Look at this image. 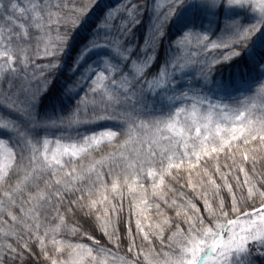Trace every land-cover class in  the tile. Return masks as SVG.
Wrapping results in <instances>:
<instances>
[{"label":"snow or ice","instance_id":"snow-or-ice-1","mask_svg":"<svg viewBox=\"0 0 264 264\" xmlns=\"http://www.w3.org/2000/svg\"><path fill=\"white\" fill-rule=\"evenodd\" d=\"M94 3L95 0H87L82 5L77 0H23L20 6L16 0H0V78L11 85L21 72L27 71L30 57L25 41L32 38L30 28L39 34L36 54L61 55L67 44L66 31L61 33V28L76 26ZM122 3V10L105 9L103 24L95 26L104 29L106 40L88 37L77 56L79 60L89 52L96 53L94 62L85 66L79 79L87 80L89 91L94 94L93 118L114 121L115 128L105 127L65 142L43 135L33 137L26 129L18 127L20 122L12 117L0 119V237L11 241L4 244L3 250L14 254L13 258L20 257L21 253L13 244L24 239V232L29 239L32 236L39 239L43 250L44 238L39 234L41 210L52 205L53 199L62 202L65 192L81 193L72 203L84 201L82 207L87 214L102 213L96 215V220L109 242L115 243L116 233L109 228L114 227L112 215L118 211L126 193L135 205L136 228L143 233L142 240L148 243V250L136 251L133 240L128 248L133 259L128 260L106 246L95 247L100 242L92 236L88 237L92 245L58 240L56 234L64 225V217L58 214L59 222L43 233L44 237L52 233L51 242L57 246L53 257L45 253L51 264H108L109 260L111 264H141V257L143 264H255L252 255L257 249L264 257V181L257 183L243 166H239V171L244 173L242 186L245 188L241 198L259 200L258 206L241 213L232 185L223 174L225 186L232 193L229 210L225 211L222 199L215 208L204 199L208 216L222 217L226 224L218 220L206 223L195 204L189 201L186 206L177 205L176 200H172L171 205L178 209L176 216L183 214L187 227L177 224L165 244L164 228L172 221L166 217L154 225L157 231L150 235L144 231L139 217L153 206L159 209V204H149L145 181L149 182L151 195L164 200L160 193L166 187L165 177L175 178L173 170L186 167L191 179V169L205 158H218L225 150L245 148L240 153L242 159L251 158L255 166L256 153L264 149V76L250 82L253 95L237 97L228 92L234 85L223 81L214 83L215 90L222 94L209 95L203 91L204 86L190 87L183 80L185 75H193L189 65L196 61L181 63L170 57L149 80L145 73L152 66L153 51L142 50L140 56L132 59L134 53L127 46L121 47L120 42L144 15H148L154 37L163 40L166 26L169 32L171 28H178L171 41L178 51L193 44L202 45L201 51L205 52L231 48L220 58L228 60L241 54L238 49H246L248 70L264 74V0H166L163 9L158 7V0H152L151 5L146 0H122ZM17 12L27 23H17ZM213 36L216 40L211 39ZM77 60L73 61V70L80 67ZM216 62L213 60L208 67ZM48 67L57 65L52 62ZM204 80L207 84L210 77L205 76ZM47 83V80L34 86L22 83L16 91L10 87L7 94L0 92V110L7 107L24 116L38 113L43 106L42 97L48 95L44 88ZM71 88L65 85L63 89L68 99H79V95L72 96ZM146 91L159 107L143 113ZM56 122L53 117L44 120L37 117L36 120L39 124ZM59 122L65 121L60 119ZM82 122L78 105L67 117V123ZM13 135L21 142L20 153L9 146ZM121 135L124 138L118 140ZM249 145L252 147H247ZM102 146L112 147L113 151L95 159L93 153L99 152ZM216 171L220 172L219 166ZM203 175L208 177L207 183L219 189L206 170ZM10 176L17 177L15 183L9 182ZM105 176L109 178L107 182ZM93 196L96 198L92 199ZM117 198L118 203L113 204L112 200ZM229 211L237 215L228 218ZM72 231L76 232L77 228ZM152 236L158 238L166 250L156 252L151 247ZM27 247V244L22 245L23 249ZM61 252L66 255L57 258L56 254Z\"/></svg>","mask_w":264,"mask_h":264},{"label":"trees","instance_id":"trees-1","mask_svg":"<svg viewBox=\"0 0 264 264\" xmlns=\"http://www.w3.org/2000/svg\"><path fill=\"white\" fill-rule=\"evenodd\" d=\"M18 5L22 6L23 0H16ZM165 4L160 9L166 7ZM78 4H86L87 0H77ZM122 0H95V3L90 6L88 13L81 17V21L76 25H67L61 28V33L66 31L67 44L66 50L61 55L55 57H46L42 53H37V36L39 35L35 29H29V35L32 37L30 40L25 41V46L28 49L29 66L26 72H21L19 77L13 79L12 84L9 85L5 78H0V92L7 94L8 89L11 87L13 91L20 86L22 83H29L31 85L41 84L47 80L48 83L44 85L47 96H43V106L39 109V112H33L31 116L18 115L16 111H9L7 107L0 110V119L12 117L14 120L19 121L18 127L26 129L29 134L33 137L40 135L67 141L69 138L76 139L81 135L88 132H94L98 129L105 127L115 128V122L111 120H96L93 118V109L96 107L94 101V94L89 91V83L87 80H80L79 74L85 71V66L93 61L95 52H89V55L82 61L77 60L78 53L87 43V38L95 36L99 29L94 33L97 25L103 21L102 12L105 9L119 7ZM148 5L152 4V0H146ZM17 23H27L23 18L22 14L16 13ZM115 31V29H113ZM112 30V31H113ZM163 40L159 36H153L151 30V23L148 15H144L141 22L135 25L131 32L126 38L121 40V47L127 46L129 51L134 53L132 59H136L141 55L142 50L153 51V63L150 69L145 73L147 78L151 80L156 76L158 71L161 69V65L164 64L166 59L175 57L179 62L183 63L188 60L196 61L189 65V70L193 75H185L183 80L190 87L204 86L203 91L206 93L210 92L209 89H214V83L223 81L225 84L234 85L228 89L229 93L239 96H250L254 94V88L250 82H254L257 79L264 76L262 73L255 71H249L246 67V49H238L240 51L239 56L232 57L228 60L220 59L226 53L230 52L231 48H219L210 49L208 51H201V46L193 47L190 50H180L172 47L171 41L175 38L178 28H169L166 26ZM218 34V33H217ZM216 39V36L211 37ZM42 47V45H41ZM77 60L80 64L78 69L73 70V61ZM213 60L216 63L208 64ZM55 62L57 67H48L50 63ZM33 76L36 78L33 79ZM210 77V81L205 82L204 77ZM246 81V82H242ZM65 85H71L72 96L79 99L70 101L67 93L63 91ZM206 85V86H205ZM255 87H258L256 85ZM238 89L244 91H237ZM33 91L35 88L33 87ZM2 103V101H0ZM79 105L80 119L83 121L79 124H68L67 117L72 113L74 109ZM159 107L158 103L154 101L146 91L144 93V103L142 106V112H152L155 108ZM135 114V113H134ZM37 117L41 120L47 117H53L57 120L56 123L51 124H39L36 123ZM64 119V123H60L59 120ZM6 136L7 133H4ZM123 135L118 137V140H122ZM9 146L14 147L17 153L21 152V146L19 138L13 135L12 139L8 141ZM247 147H252L251 145ZM245 148L232 149L231 151L225 150L220 153L218 158H205L195 168L191 169V179L189 178V171L186 167H182L179 170H173V177H165V185L161 191L164 200L169 201L165 203L164 200L159 199L158 196L151 195V188L149 182L145 181V188L148 189L149 193V204H159V209L151 207L148 211L140 216L139 219L141 224L144 226V231L149 232L150 235L153 231H157L154 225L163 221L166 217L169 218L172 223L170 226H165L163 232V239L165 244L168 242L169 237L173 232L176 231V225L186 228L187 225L183 223V214L180 217L176 216L177 207L171 205L172 200H176L177 205H187L190 201L200 209V214L205 217L206 223L217 221L221 224H226V220L222 217H209L205 211L204 199L206 198L213 207H217L219 201L222 199L224 202V209L228 211L231 206L232 193H229L225 186V180L222 178L226 176L227 183L232 185L233 193L236 194L238 203L240 204V211L248 212L252 211L254 207L258 206L260 201L253 199L249 201L243 200L241 197L244 195L245 188L243 185L244 173L239 171V166H243L245 171L249 173L257 183L264 181V149L256 153L257 160L253 167L251 158L248 161H244L240 155ZM113 148L108 146H102L99 152L93 153L95 159H99L102 155H107L112 152ZM234 154V156H233ZM18 163L20 162L19 155L17 156ZM26 163V162H25ZM227 165V167H225ZM219 166L220 172L216 171V167ZM23 167V165H22ZM207 171L215 181L216 185H219V189H216L213 185L207 183L208 177L203 175L204 171ZM196 173H201L197 176ZM23 173L21 172L20 175ZM239 178V181L237 180ZM17 177L10 176V183H15ZM109 178L105 176L107 182ZM42 186V185H41ZM82 186V185H78ZM55 187V186H54ZM81 193L76 192H65L64 199L62 202H58L53 199L52 205L46 206L41 210L39 234L44 238V249H41L39 239L35 236L29 239L28 233L24 232V239L20 240L18 244L14 243L13 246L17 248V251L21 253L18 258H13L14 254H6L3 250V246L6 242L4 238L0 237V264H51L49 258L55 254L56 245L52 244L51 237L52 233L44 237L43 233L46 229L54 227L58 221V214L64 217V225L61 230L56 234L58 240L70 243H83L86 245H92L93 241L89 240L88 237H95L100 243L95 247L106 246L112 249L117 255L124 257L125 259L132 260L133 253L128 252V248L132 245L133 240L135 241L136 251L140 248L145 250L149 249V245L146 241L142 240L143 233H139L136 228V209L131 198L125 193L122 203L118 208V211L112 215V224L114 227H110L109 231H115L116 235L113 237L115 243H110L107 236L103 234L100 229L99 221L96 220V215H101L99 211L95 214H87L86 209L82 207L84 201H79L73 204L72 201L77 200V197ZM96 197L93 196L92 199ZM111 198V196H110ZM87 199V197H86ZM113 204L118 203V198L112 200ZM101 206H97L99 209ZM58 209V213H57ZM14 211L18 212V209ZM235 213L229 211V217L233 218ZM149 225L153 226L152 228ZM77 228L76 232L72 229ZM20 232V229H17ZM118 237V239H117ZM151 247L156 252H162L166 250L161 245L158 238L152 236ZM27 244V249H23L22 245ZM118 244V247L116 245ZM251 247V246H250ZM45 253L49 258H46ZM57 258L66 255L65 252L56 254ZM252 259L255 264H264V257L259 255V249L252 255ZM111 264V261H108ZM141 264H143V258L141 257Z\"/></svg>","mask_w":264,"mask_h":264},{"label":"rangeland","instance_id":"rangeland-1","mask_svg":"<svg viewBox=\"0 0 264 264\" xmlns=\"http://www.w3.org/2000/svg\"><path fill=\"white\" fill-rule=\"evenodd\" d=\"M165 2L164 0H158V7L161 8L162 6H164ZM124 7V4L121 3L119 5V7H117L118 10H122ZM117 20H119V17H117ZM103 24V21L99 24V25H102ZM98 28L95 29L94 33L97 31ZM113 30V29H112ZM114 32V30H113ZM95 37L96 39L98 40H106L105 36H104V29L101 27L99 28L98 32L95 34ZM213 40H216V39H213ZM107 42V41H106ZM193 47V45H186L182 48L183 51L185 50H190V48ZM194 48V47H193ZM91 53V52H90ZM89 55V53L83 57H80V59L78 61H82L85 57H87ZM206 93L209 94V95H212L213 93L217 96L221 95V91H216L215 88L213 89V92H209L206 90Z\"/></svg>","mask_w":264,"mask_h":264}]
</instances>
